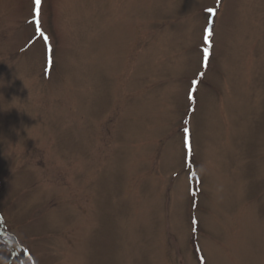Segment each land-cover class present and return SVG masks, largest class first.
I'll return each mask as SVG.
<instances>
[{
    "label": "rangeland",
    "instance_id": "374dc122",
    "mask_svg": "<svg viewBox=\"0 0 264 264\" xmlns=\"http://www.w3.org/2000/svg\"><path fill=\"white\" fill-rule=\"evenodd\" d=\"M0 264H264V0H0Z\"/></svg>",
    "mask_w": 264,
    "mask_h": 264
},
{
    "label": "snow or ice",
    "instance_id": "6c2138e0",
    "mask_svg": "<svg viewBox=\"0 0 264 264\" xmlns=\"http://www.w3.org/2000/svg\"><path fill=\"white\" fill-rule=\"evenodd\" d=\"M40 3H41V0H35V4L37 5V6H39L40 5ZM211 11V10H210ZM205 39H207V36L205 37ZM193 83H195V82H193ZM187 131V129H185V132Z\"/></svg>",
    "mask_w": 264,
    "mask_h": 264
},
{
    "label": "trees",
    "instance_id": "16d2710c",
    "mask_svg": "<svg viewBox=\"0 0 264 264\" xmlns=\"http://www.w3.org/2000/svg\"><path fill=\"white\" fill-rule=\"evenodd\" d=\"M197 248V247H196ZM196 248L194 247V249H195V254H196V256H197V250H196Z\"/></svg>",
    "mask_w": 264,
    "mask_h": 264
}]
</instances>
